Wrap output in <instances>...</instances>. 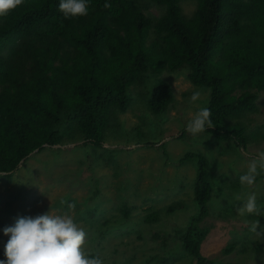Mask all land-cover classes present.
Listing matches in <instances>:
<instances>
[{"label": "trees", "instance_id": "16d2710c", "mask_svg": "<svg viewBox=\"0 0 264 264\" xmlns=\"http://www.w3.org/2000/svg\"><path fill=\"white\" fill-rule=\"evenodd\" d=\"M86 2L88 14L74 18L59 11L60 0H23L0 15V183L35 150L62 153L58 147L78 141L81 145L76 148L101 147L118 113L136 100H145L148 112L163 117L176 104L174 91L161 79L149 94V70L153 76L184 72L193 86L207 90L201 108L210 110L214 126L203 133L220 152L246 150L254 141L264 140L263 125L252 122L259 92L264 91V0H195L190 14L183 12L181 0ZM105 3L111 7L105 8ZM152 4L162 8L159 15L148 12ZM137 129L133 126L122 135L132 138ZM186 133L185 128L178 137ZM143 142L155 145L150 139ZM203 154L196 149L178 159L195 166L197 211L180 232L181 251L149 257L154 264H166L177 256L195 264H239L201 252L210 232L209 225L201 223L212 192L221 189L222 182L209 174ZM260 175L264 178V171ZM240 176L228 186L234 190L233 198L242 189ZM68 204L77 210L79 202L74 197ZM181 205L170 203L165 212L175 214ZM233 210L232 204L223 215ZM128 212L125 208L123 214ZM146 219L154 223L160 214L150 212ZM82 221L88 225L84 217ZM259 222L263 225L264 218ZM87 235V240L96 238L89 229ZM234 248L232 241L223 251ZM120 261L131 264V257Z\"/></svg>", "mask_w": 264, "mask_h": 264}, {"label": "rangeland", "instance_id": "374dc122", "mask_svg": "<svg viewBox=\"0 0 264 264\" xmlns=\"http://www.w3.org/2000/svg\"><path fill=\"white\" fill-rule=\"evenodd\" d=\"M181 6L185 14H190L195 0H181ZM148 12L157 16L162 8L152 4ZM147 74L151 80L149 94L161 79L171 83L174 91L176 104L163 117L148 112L145 100H136L118 113L117 123L107 130L101 147L76 148L81 145L78 141L58 147L62 153L39 150L18 166L6 182L0 183L2 260L6 259L4 246L9 239L3 228L13 225L19 216L49 211L53 215L72 216L86 232L84 249L98 255L103 264H121L120 260L129 256L131 264H154L155 259L149 257L180 252V232L197 206L193 195L195 166L188 159L183 164L178 159L187 151L199 149L208 159L209 174L222 181L221 189L212 192L208 215L201 223L210 227L201 243L202 254L239 264H264V239H258L249 230L251 222L261 220L264 215L241 217L237 209L243 202L237 205L238 201L231 196L234 190L228 188L236 177L247 172L257 154L264 152V140L255 144L254 141L246 150L220 152L213 139L203 132L193 136L187 131L186 136L179 138L188 120L203 106L207 90L193 86L181 71L153 76L149 70ZM135 89L138 91V87ZM193 90L201 94L195 102L190 100ZM129 95L133 96L132 86ZM257 106L252 122L263 125L264 131V91L259 92ZM133 126L140 130H135L132 138L124 137L122 133ZM147 138L155 145H146L143 140ZM258 177L251 188L236 194L254 193L258 206L264 210V178L260 173ZM74 197L79 202L77 210L68 207V200ZM61 199L65 200L63 205ZM175 202L181 203V207L175 214L166 213L165 207ZM232 204L234 210L223 215L224 209L228 210ZM125 208L129 211L127 216L123 214ZM150 212L160 214V220L148 223L146 215ZM83 217L88 225L83 223ZM261 228L264 224L257 231ZM88 229L96 236L95 240H87ZM232 241L234 250L225 253L226 244ZM188 261L195 264L190 258L179 261L178 256L166 264Z\"/></svg>", "mask_w": 264, "mask_h": 264}, {"label": "clouds", "instance_id": "9594fccd", "mask_svg": "<svg viewBox=\"0 0 264 264\" xmlns=\"http://www.w3.org/2000/svg\"><path fill=\"white\" fill-rule=\"evenodd\" d=\"M22 3L23 0H0V15H7L9 10ZM104 7L110 8L111 4L105 3ZM59 11L65 18L86 16L88 5L86 0H60ZM200 95L199 91L193 92L191 102L197 101ZM210 116L208 108H200L187 123L186 130L195 136L213 127ZM260 171H264V152H259L249 164L247 172L240 176L241 188H251ZM234 200L243 202L237 209L241 217L249 214L264 215L254 193L235 194ZM64 203L65 200L61 199L60 204ZM68 207L74 208L75 205L69 204ZM259 225V220L253 221L249 230L258 239H264V228L257 231ZM3 233L9 239L4 246L6 259L0 260V264H103L98 255H92L84 249L86 232L70 215H53L49 211L35 216H19L13 225L3 228Z\"/></svg>", "mask_w": 264, "mask_h": 264}]
</instances>
